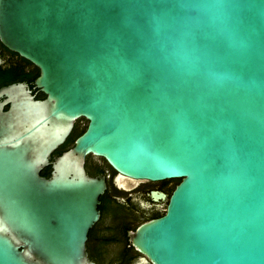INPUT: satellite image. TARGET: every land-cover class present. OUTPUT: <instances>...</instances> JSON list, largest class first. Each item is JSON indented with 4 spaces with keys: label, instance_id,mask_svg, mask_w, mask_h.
I'll use <instances>...</instances> for the list:
<instances>
[{
    "label": "water",
    "instance_id": "obj_1",
    "mask_svg": "<svg viewBox=\"0 0 264 264\" xmlns=\"http://www.w3.org/2000/svg\"><path fill=\"white\" fill-rule=\"evenodd\" d=\"M0 38L40 70L0 88V264H97L89 154L181 179L121 262L264 264V0H0Z\"/></svg>",
    "mask_w": 264,
    "mask_h": 264
},
{
    "label": "flooded vegetation",
    "instance_id": "obj_2",
    "mask_svg": "<svg viewBox=\"0 0 264 264\" xmlns=\"http://www.w3.org/2000/svg\"><path fill=\"white\" fill-rule=\"evenodd\" d=\"M14 69L26 75H34L37 71L40 72L35 64L19 55L17 52L9 49L0 38V74ZM24 81L27 80H16V82ZM12 83L13 82L2 85L0 88ZM27 85L29 86V84ZM34 88L35 90H39L35 85ZM39 91L42 92L41 90ZM87 125L88 120L81 117L75 121L73 131L82 129L84 131ZM82 132H80V134ZM56 150L53 152L50 158L51 160H54L60 155L56 154ZM85 168L89 175L94 177L97 175L104 176L106 181V189L100 196V203L98 205L100 218L89 231L87 250L89 253V249L92 248L106 254L105 258L107 262L111 263L110 260L113 258L115 260L117 257L116 254L119 253L125 245V237L121 233L122 226L126 224H141L151 219V216H155V213L160 214L158 216L163 215L169 196L174 190V188L172 189L174 182H165L164 180H136L124 177L120 175L104 157H98L93 154L87 155ZM160 193L166 194V198L161 197ZM136 198L142 199L147 205L138 208V205L134 202ZM131 205H134L139 212L133 210ZM140 256L141 253L132 261V264H137ZM116 262L113 261L112 263Z\"/></svg>",
    "mask_w": 264,
    "mask_h": 264
},
{
    "label": "trees",
    "instance_id": "obj_3",
    "mask_svg": "<svg viewBox=\"0 0 264 264\" xmlns=\"http://www.w3.org/2000/svg\"><path fill=\"white\" fill-rule=\"evenodd\" d=\"M39 75V71H37L36 74H22L18 71H16V69L14 70H11L9 72H2L0 74V86L2 85H5V84H9L11 82H16V80H20V79H24V80H27V81H31V80H35L36 77ZM29 84V88L32 90L33 93H35V97L37 99H43L46 97V95L43 93V92H40L39 90H35L34 88V83H28ZM34 89H32V88ZM82 130H74L70 136L67 138V140L65 141L64 144H62L57 150H56V154H62L64 151L70 149L71 147L74 146L75 144V139L76 137L80 134V132H82ZM180 178H175V179H168V180H164L165 182H174L173 183V186H172V189L175 188V186L180 182ZM155 216H151L152 218L153 217H158V213H155L154 214ZM140 225V223H137V224H134V225H124L122 226L121 228V233L122 235L125 237V243L127 242L128 240V230H135L138 226ZM125 246V245H124ZM124 248L122 250L119 251V253L116 254V259L114 260V258L111 261V263L107 262V259L105 258V255L106 254H103L102 252H99V251H96L92 248L89 249V257H92V258H95L97 264H118V262H120L119 264H132V261L134 259H136L140 253H134V254H131L130 256L126 257L122 262V257H121V254L123 252ZM115 256V255H114ZM117 260V262H116ZM113 261H115L116 263H112Z\"/></svg>",
    "mask_w": 264,
    "mask_h": 264
},
{
    "label": "rangeland",
    "instance_id": "obj_4",
    "mask_svg": "<svg viewBox=\"0 0 264 264\" xmlns=\"http://www.w3.org/2000/svg\"><path fill=\"white\" fill-rule=\"evenodd\" d=\"M134 202H136V205H138V208H141V207H143L144 205H145V206L147 205V203H146L145 201H143L142 199H140V198H136V199L134 200ZM145 206H144V207H145ZM131 207L133 208V210L139 212V210L136 209L134 205H131ZM131 211H132V210H131Z\"/></svg>",
    "mask_w": 264,
    "mask_h": 264
}]
</instances>
